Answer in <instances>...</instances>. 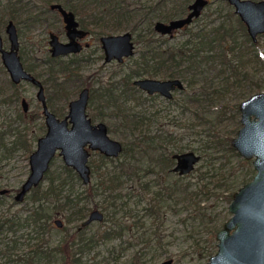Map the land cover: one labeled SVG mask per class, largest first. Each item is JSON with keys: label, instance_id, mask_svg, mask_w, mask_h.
Here are the masks:
<instances>
[{"label": "rangeland", "instance_id": "rangeland-1", "mask_svg": "<svg viewBox=\"0 0 264 264\" xmlns=\"http://www.w3.org/2000/svg\"><path fill=\"white\" fill-rule=\"evenodd\" d=\"M158 1L126 0L132 3L130 14L123 20L127 26L111 34L130 31L129 27L145 15L152 17L154 22L160 17L164 20L166 15L181 11L187 0H168L152 9ZM89 13L91 15L86 19H90L95 32L87 38L90 47L79 56H73L80 62L79 70L74 74L61 73L63 62L69 58L52 59L50 32L58 34L62 41L68 38L62 16L45 0H0V32L5 47L9 48L6 25L10 19L14 20L19 33V53L25 67L43 81L51 109L60 118L68 114L69 102L78 98L81 89L89 87V116L93 122L105 121L109 134L121 140L126 150L109 164L100 160L98 150H93L89 157L88 182H84L57 153L39 186L32 187L22 200L16 201L14 195L30 172V153L36 148L38 137L47 130L42 105L36 96L38 89L24 82L20 87L21 99L25 97L29 101L33 113L28 123V144L11 149L0 147V190L10 188L0 203V214L36 215L38 227L49 245L58 248L56 260L59 263L68 260V264H156L172 257L171 264H206L218 250L217 231L232 215L229 204L233 191L256 173L253 157L240 154L232 146L231 138L242 125L240 103L252 94L264 91V66L253 48L248 42L246 44L238 28L234 7L227 0H211L188 29L178 31L174 37L161 38L156 32L148 34L147 38L152 37L155 51L162 52L169 46L179 45L190 30H208L226 20L233 25L240 45L237 49L241 51V62L238 57L232 61L233 68H237L236 76L232 67L218 61L202 62L198 68L189 70L187 61L177 68L169 64L171 70L187 77L184 89L176 90L171 99L159 94L150 96L126 83V73L142 52V44L136 43L135 54L123 63L105 62L100 42L105 21L97 19L93 10ZM140 27L143 33L147 32L146 24ZM259 42L263 51L264 35ZM233 56V53L227 54V61ZM53 70L58 72L60 86L53 81ZM109 91L118 96L117 103L106 102L104 93ZM13 92L9 73L0 69V99ZM21 99L13 98L0 104V128L19 124L14 119L22 110ZM6 132L5 139L12 140L13 132ZM29 147L32 150L28 151ZM187 150L200 154L193 170L185 174L172 171L173 154ZM160 158L168 159L162 161ZM120 165L127 172L114 190L119 192L114 200L106 190V171ZM148 180L150 185L145 189L143 183ZM43 190L48 191L46 196ZM1 196L0 192V199ZM96 207L105 212V218L83 226L90 210ZM114 207L116 212H112ZM50 213H56L54 217L59 216L63 225L51 227L47 222ZM106 228L120 229L118 234L108 238L103 236ZM18 234L20 240L26 242L32 234L30 226H18L16 234L7 226L2 229L0 264L6 259L4 250L9 236ZM80 242L83 244L81 250ZM24 246L25 243H20L14 253Z\"/></svg>", "mask_w": 264, "mask_h": 264}, {"label": "water", "instance_id": "water-1", "mask_svg": "<svg viewBox=\"0 0 264 264\" xmlns=\"http://www.w3.org/2000/svg\"><path fill=\"white\" fill-rule=\"evenodd\" d=\"M235 8V13L247 25L253 40L264 34V0H228ZM209 0H195L190 5V13L186 17L172 19L170 22L156 21L154 27L162 34H171L175 30L190 24L198 17ZM58 9L65 22L69 41L63 42L55 33L50 34V51L58 57L75 53L83 48L76 39L84 37L87 31L79 27L73 11L66 10L61 4L51 6ZM10 47L6 48L0 32V54L2 62L14 83L27 81L38 87L37 99L43 107L47 130L37 139L36 148L30 153V172L15 194L16 200H22L25 194L44 178L54 156L59 153L67 165L72 166L83 178L90 179L91 166L88 162L90 148L99 149L108 155H118L123 149L121 140L109 134L105 121L93 122L87 112L90 89L85 87L78 98L69 103V112L64 118L58 117L47 104L45 87L41 79L27 70L22 61L20 40L17 26L9 20L6 26ZM105 61L123 62L135 54V43L131 31L120 34H108L101 37ZM134 85L149 94L159 93L171 98L173 91L183 88L178 78L160 79L140 77L133 81ZM25 111L29 108L27 99L22 100ZM242 126L232 138V144L247 158L255 157L257 169L254 177L234 192L230 209L231 218L217 232L218 250L213 253L206 264H264V91L252 94L240 103ZM177 162L173 169L181 174L193 170L200 158L195 150L176 152L173 154ZM8 188H3L6 191ZM103 213L95 208L90 212L84 224L102 218ZM62 223L60 218L56 219ZM168 258L159 264H169Z\"/></svg>", "mask_w": 264, "mask_h": 264}, {"label": "trees", "instance_id": "trees-1", "mask_svg": "<svg viewBox=\"0 0 264 264\" xmlns=\"http://www.w3.org/2000/svg\"><path fill=\"white\" fill-rule=\"evenodd\" d=\"M166 1L167 0H159L156 6H153L152 9L158 8V6L160 7L162 4H165ZM45 2H47L48 4H51L52 2H61L64 6L73 10L79 17L81 25L84 28L91 30V32H95V30L91 26L90 19L86 18L88 15H91L89 11L93 10L97 19L105 21L100 31V34L102 35L111 34L112 32L120 30L121 28L127 26L123 24V20L124 17L126 18V16L130 14L129 7L132 4L127 3L126 0H45ZM172 16H168L167 19L171 18ZM236 21L238 22V28L241 34L243 35L246 44L248 42V44L253 48L255 56L261 61L264 66V50H261V44L259 42L254 43L252 41L247 32L246 25L240 19L239 16H236ZM113 22L114 24H112ZM141 24H146L147 32L143 33L141 31ZM153 25L154 19L152 17H148V15H145V17L140 19L137 24L129 27L130 31H132L133 34H136V36L134 37L135 43L142 44V52L140 53L139 57L134 59V64L126 73V83L134 88L138 87L134 85L133 81L136 78L144 77L146 75L150 77H156L158 75H163L168 78L179 77L185 81L187 77L184 73H181L174 69H170L172 64H174V68H177L181 65V62L187 61L188 66L186 67L189 70L193 67L198 68L202 62L206 61H218L221 64L227 63L230 68H233L235 66L232 61H236L237 57L240 59L239 62H241V51L238 52L237 49L238 47H240V45L238 44L236 35L233 31V25L231 23H228L226 20H221L217 25H213L208 30L199 29L196 32L190 31L188 37L184 39L181 44L169 46L162 52L155 51V47L153 46V42L155 40L152 37L147 38L148 34L152 35L155 33ZM125 29L128 30L127 28ZM235 52H238V54ZM231 53H233L234 56L230 61H227L226 56L227 54ZM78 61L79 60H75V58H72L63 62L61 67V73H65L66 75L77 73L79 70L80 63ZM237 65L240 66L239 63H237ZM0 69H4L2 64H0ZM236 69H234L235 76L237 74ZM57 73V71L53 70V81H55V85L60 86L62 83H57V81L59 80ZM20 87L21 86L19 85H14V92L9 96L0 99V104L12 100L13 98L17 101H20ZM104 97L107 103H117V101L119 100L118 96H116L113 91L104 93ZM49 105H51L50 102ZM14 120L19 121V124L16 127H9L7 129L0 128L1 148L11 149L12 147H18L19 145L26 146L28 144V123L30 122V120H32V116L27 115L22 110H20ZM11 125L12 124H10L9 126ZM6 131L13 132L14 138L12 140L8 141L5 139L7 135ZM30 150H32V148L29 147L28 151ZM125 150L126 145L124 144L123 151ZM163 153L162 156L165 157V154ZM167 155L170 159H172L169 153ZM114 159L115 158H100L102 162H106L107 164H109V162L112 163ZM160 159L163 161L168 158ZM166 164L167 163H165V165ZM67 167L71 171L74 170L70 166ZM119 167L107 169L106 171L108 173V175H106V190L108 191V195L110 196V198H113L114 200H116V197L119 194V192H114V190L117 185L123 181V177L127 172V170L124 169L123 165H120ZM103 173L104 171L102 172V174ZM143 185L146 189L147 187H149L150 184L148 181H144ZM48 191H51V189H49ZM48 191L45 192L43 190L42 193L46 196V193ZM4 196L5 195L1 196L2 199H0V203L1 201H3ZM113 211H115L114 208L112 209V212ZM55 214L56 213H50L48 216L49 218L47 222L51 227L55 226V224L53 223V218ZM22 215L23 214L21 213L12 215H9L7 213L0 214V233L2 229H4V227L6 229L7 226L9 229L14 231V234H16L17 227H23L24 225L30 226V232L32 233L26 242H22L20 240V234L9 236L10 240H8L6 244V250H4L6 259L3 261L2 264H8L9 261H12L13 264H68V260H64L60 263L57 262L56 249L58 250V248L56 246L54 247L53 245H49V240L44 237V232H42V230L38 227V221H36L37 216L32 214L33 216L31 217L30 214H25V216L23 217ZM119 229L120 228L113 229V232H111V230L106 229L103 232V236L110 237L112 234L119 233ZM2 236H0V238H2ZM90 241L92 240H88L87 242ZM20 243H25V246L22 247L20 252L15 254L14 249L17 246H20ZM82 246L83 244L80 242V250L82 249ZM74 259L76 260L75 257ZM71 264L73 263L71 262Z\"/></svg>", "mask_w": 264, "mask_h": 264}, {"label": "flooded vegetation", "instance_id": "flooded-vegetation-1", "mask_svg": "<svg viewBox=\"0 0 264 264\" xmlns=\"http://www.w3.org/2000/svg\"><path fill=\"white\" fill-rule=\"evenodd\" d=\"M168 1V0H167ZM195 0H192L191 2H189L188 0L184 3V8L181 10V11H178V12H176V13H172V14H168V15H166V18L165 17H163V18H165L164 20L163 19H158V20H162V21H164V22H170L172 19H177V18H182V17H186L189 13H190V11H191V9H190V5L194 2ZM228 1V0H227ZM56 3H59V4H61L66 10H68V11H73V10H71V9H69L68 7H66V6H64L61 2H52L51 4H50V8H51V6L53 5V4H56ZM211 3V0H209V2H208V4L203 8V10L209 5ZM228 3H229V1H228ZM230 4V3H229ZM231 5V4H230ZM232 7H234L233 5H231ZM52 9V8H51ZM52 10H55V11H57L61 16H62V14L60 13V11L58 10V9H52ZM203 10H202V12H203ZM234 10H235V8H234ZM74 12V11H73ZM202 12H201V14H202ZM74 14H75V16H76V19H77V21L79 22V27L81 28V29H83V30H85V31H87V34L84 36V37H82V38H80V37H77L76 39L83 45V48L80 50V51H78V52H75V53H70V54H67V55H63V56H58V57H54V56H52V54H51V56L53 57V58H56V59H58V58H62V57H65V58H69V59H72L73 58V56H79L85 49H87V48H89L90 47V45H91V43H90V41H88L87 40V38L91 35V30H89V29H86V28H84L82 25H81V23H80V21H79V17L76 15V13L74 12ZM201 14L199 15V16H201ZM172 15H174V16H172ZM178 15V16H177ZM237 15V14H236ZM168 16H172L171 18H169V19H167V17ZM198 16V17H199ZM237 16H239V15H237ZM198 17H195L194 19H193V21L190 23V24H187V25H185L184 27H182V28H179V29H177V30H175L173 33H171V34H162V33H160V32H158V31H156V29H155V27H154V25H155V23H156V21H158V20H156L155 22H154V25H153V28H154V31H155V33L157 32L160 36H162L161 38H165L166 36H169V37H174L175 36V34L178 32V31H180V30H184V29H188L189 28V26L198 18ZM240 17V16H239ZM62 19H63V16H62ZM241 19V18H240ZM10 20H13V19H10ZM242 20V19H241ZM14 21V20H13ZM63 22H64V20H63ZM245 24V23H244ZM246 25V24H245ZM7 26V25H6ZM17 26V25H16ZM64 27H65V22H64ZM246 29H247V25H246ZM65 30H66V27H65ZM190 30V29H189ZM67 31V30H66ZM129 31V30H128ZM191 31V30H190ZM189 31V32H190ZM192 32V31H191ZM247 32H248V29H247ZM51 33H55V32H53V31H51L50 32V34ZM131 33H132V31H131ZM56 34V33H55ZM248 34H249V32H248ZM58 35V34H57ZM66 35H67V33H66ZM104 35H108V34H104ZM132 35H133V41H134V43H135V40H134V34L132 33ZM264 34H259L258 35V38H257V41H255V40H253V38L251 37V35L249 34V36H250V38L252 39V41L254 42V43H258L259 42V40H260V37H262ZM59 36V35H58ZM103 35H101L100 36V42H101V37H102ZM188 37V36H187ZM186 37V38H187ZM67 41H69V37L67 36ZM185 38V39H186ZM59 39H60V37H59ZM61 40V39H60ZM49 41H50V39H49ZM62 41V40H61ZM67 41H63V42H67ZM184 41V40H183ZM182 43V42H181ZM180 43V44H181ZM260 43V42H259ZM49 45H50V43H49ZM101 46H102V43H101ZM51 48V46H49V49ZM103 48V47H102ZM135 49H136V43H135ZM51 52V51H50ZM1 55V54H0ZM71 57V58H70ZM22 58V57H21ZM127 59V58H126ZM126 59L123 61V62H125L126 61ZM84 60V59H83ZM104 60H105V54H104ZM23 61V60H22ZM117 61V60H116ZM106 62V61H105ZM111 62V61H110ZM118 62V61H117ZM123 62H119V63H123ZM2 65H3V67H4V69H6L5 68V66H4V64H3V62H2ZM24 66H25V64H24ZM27 70H29L27 67H25ZM7 70V69H6ZM29 71H31V70H29ZM8 72V71H7ZM32 72V71H31ZM33 73V72H32ZM34 74V73H33ZM35 75V74H34ZM38 77V76H37ZM144 77H150V76H144ZM39 78V77H38ZM140 78V77H139ZM154 78H157V77H154ZM175 78H178V79H180L182 82H183V86L185 87V82H184V80L182 79V78H179V77H175ZM11 79V78H10ZM40 79V78H39ZM160 79H162V78H160ZM163 79H168V78H163ZM42 81V80H41ZM24 82H27V81H22V82H20V83H14L13 81H12V79H11V85L13 86V88H14V85H16V86H22L23 85V83ZM43 82V81H42ZM27 83H30V82H27ZM30 84H32V83H30ZM44 84V83H43ZM33 85V84H32ZM37 89H38V87L37 86H35ZM45 87V86H44ZM138 87V86H137ZM184 87L183 88H177L176 90H182V89H184ZM83 88H85V87H83ZM82 88V89H83ZM89 88V87H88ZM139 88V87H138ZM81 89V90H82ZM90 89V88H89ZM176 90H174L173 91V94H174V92L176 91ZM81 92V91H80ZM146 92V91H145ZM147 93V92H146ZM148 95H150V96H154V95H158L159 93H154V94H149V93H147ZM159 95H161V94H159ZM90 96H91V89H90ZM163 96V95H162ZM174 95H172V97H173ZM47 97V96H46ZM165 97V96H164ZM171 97V98H172ZM25 97H23L22 99H21V105H22V100L24 99ZM165 98H167V97H165ZM171 98H169V99H171ZM26 99V98H25ZM74 100V99H73ZM28 101V100H27ZM49 102H50V99H48L47 98V104H48V106H49V109L50 110H52L51 108H52V103L50 102V104L51 105H49ZM28 103H29V101H28ZM70 103V102H69ZM42 105V104H41ZM30 110H31V107H30V103H29V108H28V110L27 111H25L24 110V108H23V105H22V111L25 113V114H27V115H30V116H32V112H30ZM239 110H240V105H239ZM53 111V110H52ZM30 112V113H29ZM54 112V111H53ZM42 113H43V107H42ZM55 113V112H54ZM56 114V113H55ZM44 115V114H43ZM57 115V114H56ZM58 116V115H57ZM59 117V116H58ZM240 121H241V119H240ZM242 122V121H241ZM242 126V125H241ZM240 126V127H241ZM239 127V128H240ZM239 128H238V130H239ZM237 133H238V131H237ZM234 137V136H233ZM232 137V138H233ZM232 138H231V144H232ZM123 143V142H122ZM232 146H234L233 144H232ZM235 147V146H234ZM236 148V147H235ZM35 149V148H34ZM123 149H124V144H123ZM123 149L120 151V153H122L123 152ZM237 149V148H236ZM93 150H98L99 151V155H100V157L101 158H114V157H117L118 155H108V154H106L105 152H102L101 150H99V149H92V148H90V155H91V153H92V151ZM238 150V149H237ZM239 151V150H238ZM240 153V152H239ZM241 154V153H240ZM90 155H89V157H90ZM244 156V155H243ZM253 157V158H252ZM252 157H250V158H252V162H253V165H254V167H255V164H254V159H255V157L254 156H252ZM173 158H174V161H173V163H174V165L176 164V162H177V159H176V157H174L173 156ZM247 158V157H246ZM88 162H89V160H88ZM173 165V166H174ZM173 166H172V171H175V172H178V171H176V170H174L173 169ZM255 169H256V167H255ZM256 172H257V169H256ZM78 173V172H77ZM179 173V172H178ZM79 174V173H78ZM181 174V173H180ZM256 174V173H255ZM254 174V175H255ZM80 175V174H79ZM254 177V176H253ZM252 177V178H253ZM251 180V179H250ZM249 181V180H248ZM247 181V182H248ZM148 182H149V180H148ZM246 183V182H245ZM244 183V184H245ZM149 184H150V182H149ZM243 184V185H244ZM243 185H241V186H243ZM240 186V187H241ZM21 187V186H20ZM239 187V188H240ZM149 188V187H148ZM238 188V189H239ZM20 189V188H19ZM237 189V190H238ZM236 190H234L233 191V197H234V192H235ZM0 192H1V194L2 195H7L9 192H10V188H8L6 191H3L2 192V189L0 190ZM14 197H15V195H14ZM15 200H16V198H15ZM232 200H233V198H232ZM231 200V201H232ZM17 201V200H16ZM231 203V202H230ZM97 209H99L102 213H103V216H102V218H100V219H94V220H92V221H90V222H88V223H86V224H84V221H83V223H82V225L84 226V225H87V224H89V223H91V222H93V221H102L104 218H105V212L100 208V207H96ZM93 209H95V208H93ZM93 209H91L90 210V212L93 210ZM229 209H230V204H229ZM114 210H115V212H116V207H114ZM130 210V209H129ZM231 210V209H230ZM232 211V210H231ZM90 212H89V215H90ZM88 215V216H89ZM232 215H233V211H232ZM231 215V216H232ZM231 216H230V218H231ZM57 218H59V216H56V217H54L53 218V223L56 225H63V223H64V221L62 220V223L61 224H58L57 222H56V219ZM86 218H88V217H86ZM86 218L84 219V220H86ZM229 218V219H230ZM229 219H227L226 221H228ZM225 221V222H226ZM224 222V223H225ZM224 225V224H223ZM109 226H107V228H108ZM106 228V229H107ZM108 230H111V232H113L112 230L113 229H108ZM218 232V231H217ZM116 234H118V233H116ZM115 234H112L111 236H114ZM110 236V237H111ZM216 236H217V234H216ZM104 237H108V236H104ZM109 238V237H108ZM218 238V237H217ZM169 258H172V257H169ZM166 259H168V258H166ZM166 259H163V260H161L160 262H158V263H156V264H159V263H161V262H163L164 260H166ZM172 262H173V258H172ZM171 262V263H172ZM171 263H169V264H171Z\"/></svg>", "mask_w": 264, "mask_h": 264}]
</instances>
